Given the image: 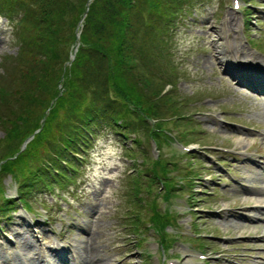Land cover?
<instances>
[{"label":"rangeland","instance_id":"374dc122","mask_svg":"<svg viewBox=\"0 0 264 264\" xmlns=\"http://www.w3.org/2000/svg\"><path fill=\"white\" fill-rule=\"evenodd\" d=\"M244 3L248 9L242 8ZM180 13L159 56L160 66L173 80L162 91L172 101L152 98L161 103V111H176L159 126L168 135L166 140H155L138 128L139 121L135 130L107 125L97 131L71 178L26 196L28 211L20 206L19 197L13 209L0 211V264H40L45 254L39 253L49 252L54 239L78 254L83 264H214L222 251L230 253L225 255L229 264L231 259L240 260L244 251L264 257V238L237 237L256 234L264 226L232 221L220 213L224 205L245 211L256 202L244 193L246 187L237 190V181L249 183L248 189L264 183L245 165L258 163L264 168V95L236 83L227 70L229 59L264 67V0H243L237 8L232 0H192L190 9ZM12 35L10 22L0 14V86L9 93V100H0V149L3 121L8 125L7 120L15 121L26 106L41 104L46 88L37 85L30 97L14 93L27 86L23 79L11 82L10 61L18 47ZM138 67L140 80L159 86ZM101 133H111L122 146L124 168L115 180L106 179L97 187L85 177V164ZM175 138L192 150L181 152ZM245 151H251L250 157ZM154 161L157 167L165 163L169 184L153 177ZM24 167L19 162L14 172L0 175L1 193L9 197L18 192L22 177L16 175ZM152 207L160 213L158 225L150 221ZM224 235L229 238L222 241ZM197 249L211 256L198 257Z\"/></svg>","mask_w":264,"mask_h":264},{"label":"trees","instance_id":"16d2710c","mask_svg":"<svg viewBox=\"0 0 264 264\" xmlns=\"http://www.w3.org/2000/svg\"><path fill=\"white\" fill-rule=\"evenodd\" d=\"M190 5L192 0H0V14L9 20L18 45L10 61L11 82L23 79L27 86L22 93L12 92L30 97L37 85L46 87L41 104L26 106L8 125L3 121L0 175L14 172L19 162L25 164L16 175L22 177L19 202L26 206L29 195L71 178L94 135L107 125L126 132L135 130L139 121L138 128L155 140H166L168 135L155 127L176 111L163 112L161 103L152 100L172 101L162 91L173 80L160 66V47L167 43L181 9L186 12ZM137 65L159 86L140 80ZM4 87L0 100H9ZM152 175L169 184L164 162L157 167L154 161ZM1 190L0 211L13 209L17 201ZM152 210L150 221L158 225L160 213L156 207Z\"/></svg>","mask_w":264,"mask_h":264},{"label":"clouds","instance_id":"9594fccd","mask_svg":"<svg viewBox=\"0 0 264 264\" xmlns=\"http://www.w3.org/2000/svg\"><path fill=\"white\" fill-rule=\"evenodd\" d=\"M123 148L111 133L99 134L88 152L85 177L97 187L115 180L123 171ZM115 170V171H114Z\"/></svg>","mask_w":264,"mask_h":264},{"label":"bare ground","instance_id":"6f19581e","mask_svg":"<svg viewBox=\"0 0 264 264\" xmlns=\"http://www.w3.org/2000/svg\"><path fill=\"white\" fill-rule=\"evenodd\" d=\"M223 51H225V49H222ZM224 53V52H223ZM234 60V59H233ZM238 61H242V60H238ZM226 65V64H225ZM227 67V66H226ZM230 70H231V72L233 73V74H236V76L235 77H237V76H243V72L241 71V70H239L238 72H237V69L235 68V67H230ZM262 83H264V81L262 82ZM240 140H246V138L244 137H242V138H239ZM259 200V199H258ZM83 264V263H82Z\"/></svg>","mask_w":264,"mask_h":264}]
</instances>
